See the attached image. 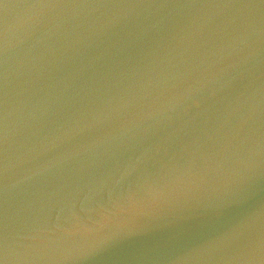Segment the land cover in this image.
I'll return each mask as SVG.
<instances>
[{"label": "water", "instance_id": "obj_1", "mask_svg": "<svg viewBox=\"0 0 264 264\" xmlns=\"http://www.w3.org/2000/svg\"><path fill=\"white\" fill-rule=\"evenodd\" d=\"M0 264H264V0H0Z\"/></svg>", "mask_w": 264, "mask_h": 264}]
</instances>
